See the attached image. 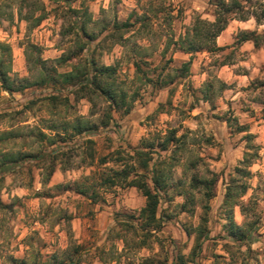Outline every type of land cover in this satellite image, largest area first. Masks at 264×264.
Masks as SVG:
<instances>
[{
	"label": "clouds",
	"instance_id": "clouds-1",
	"mask_svg": "<svg viewBox=\"0 0 264 264\" xmlns=\"http://www.w3.org/2000/svg\"><path fill=\"white\" fill-rule=\"evenodd\" d=\"M0 264H264V0H0Z\"/></svg>",
	"mask_w": 264,
	"mask_h": 264
}]
</instances>
